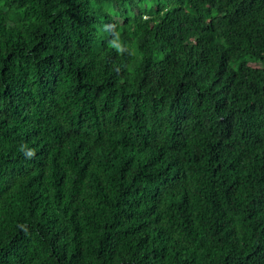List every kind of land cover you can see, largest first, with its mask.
<instances>
[{"label": "trees", "instance_id": "1", "mask_svg": "<svg viewBox=\"0 0 264 264\" xmlns=\"http://www.w3.org/2000/svg\"><path fill=\"white\" fill-rule=\"evenodd\" d=\"M0 264H264V0H0Z\"/></svg>", "mask_w": 264, "mask_h": 264}, {"label": "clouds", "instance_id": "2", "mask_svg": "<svg viewBox=\"0 0 264 264\" xmlns=\"http://www.w3.org/2000/svg\"><path fill=\"white\" fill-rule=\"evenodd\" d=\"M29 156H31L32 155V152H31V150H29V152L27 153Z\"/></svg>", "mask_w": 264, "mask_h": 264}]
</instances>
